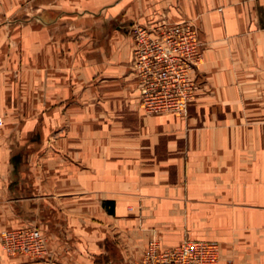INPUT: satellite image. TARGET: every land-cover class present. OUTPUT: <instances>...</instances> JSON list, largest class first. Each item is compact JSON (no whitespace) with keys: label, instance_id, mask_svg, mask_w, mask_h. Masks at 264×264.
I'll return each mask as SVG.
<instances>
[{"label":"crops","instance_id":"1","mask_svg":"<svg viewBox=\"0 0 264 264\" xmlns=\"http://www.w3.org/2000/svg\"><path fill=\"white\" fill-rule=\"evenodd\" d=\"M0 0V232L42 259L131 264L149 240L216 242L264 264V0ZM188 21L203 45L185 116H144L133 24Z\"/></svg>","mask_w":264,"mask_h":264},{"label":"built area","instance_id":"2","mask_svg":"<svg viewBox=\"0 0 264 264\" xmlns=\"http://www.w3.org/2000/svg\"><path fill=\"white\" fill-rule=\"evenodd\" d=\"M130 35L134 44L131 69L143 115L185 116L197 89L195 71L203 62V45L195 27L188 21L133 24ZM0 246L9 256L33 260L42 259L46 253L45 239L34 226L2 230ZM131 264L235 263L231 258L221 260L215 242L185 239L163 248L160 240L152 238Z\"/></svg>","mask_w":264,"mask_h":264},{"label":"rangeland","instance_id":"3","mask_svg":"<svg viewBox=\"0 0 264 264\" xmlns=\"http://www.w3.org/2000/svg\"><path fill=\"white\" fill-rule=\"evenodd\" d=\"M27 1L26 0H22L21 1V5L17 8V9H19V10H21L22 8H25V6H26V3ZM2 120V119H1ZM2 124H3V121H2ZM1 127V126H0ZM216 243V242H215ZM232 259V258H231Z\"/></svg>","mask_w":264,"mask_h":264}]
</instances>
